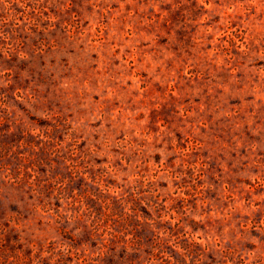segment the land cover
I'll use <instances>...</instances> for the list:
<instances>
[{"label": "rangeland", "instance_id": "1", "mask_svg": "<svg viewBox=\"0 0 264 264\" xmlns=\"http://www.w3.org/2000/svg\"><path fill=\"white\" fill-rule=\"evenodd\" d=\"M0 264H264V0H0Z\"/></svg>", "mask_w": 264, "mask_h": 264}]
</instances>
